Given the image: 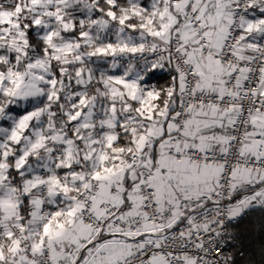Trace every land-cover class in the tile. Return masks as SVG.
<instances>
[{
	"label": "snow or ice",
	"instance_id": "6c2138e0",
	"mask_svg": "<svg viewBox=\"0 0 264 264\" xmlns=\"http://www.w3.org/2000/svg\"><path fill=\"white\" fill-rule=\"evenodd\" d=\"M242 225L264 0H0V264H237Z\"/></svg>",
	"mask_w": 264,
	"mask_h": 264
},
{
	"label": "trees",
	"instance_id": "16d2710c",
	"mask_svg": "<svg viewBox=\"0 0 264 264\" xmlns=\"http://www.w3.org/2000/svg\"><path fill=\"white\" fill-rule=\"evenodd\" d=\"M166 74L157 73L155 80L160 81V83L165 82ZM253 220L259 224V216L252 217ZM242 230L240 235V240L237 243L240 245L235 251H242L243 256H237V264H264V255L261 253L262 247H264V231L259 228L255 232L248 230L242 225Z\"/></svg>",
	"mask_w": 264,
	"mask_h": 264
}]
</instances>
